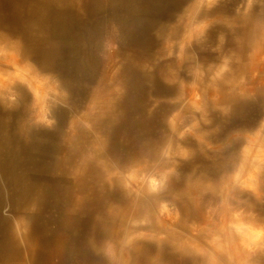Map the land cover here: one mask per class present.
Masks as SVG:
<instances>
[{"label":"bare ground","instance_id":"bare-ground-1","mask_svg":"<svg viewBox=\"0 0 264 264\" xmlns=\"http://www.w3.org/2000/svg\"><path fill=\"white\" fill-rule=\"evenodd\" d=\"M192 2L0 0V28L7 31L0 35V57L15 50L24 61L36 62L41 71L66 77L59 80L69 97L45 91L49 82L38 85L34 77L30 79L27 64H0V96L8 90L18 97L16 103L4 99V105L15 113L0 108V264H117L129 255L133 264H201L199 258L176 256L167 247L157 249L154 243L126 247L143 235L137 228L148 222L131 209L146 180L136 166L157 162L167 142L164 120L173 112L168 121L173 132L189 128L192 133L199 127L198 120L210 122V115L213 124L201 127L212 131L219 125L221 131L211 140L227 143L217 153L206 151L184 163L179 179L165 194L169 200L175 198L186 225H202L205 208L218 205L211 209L208 228L193 236L190 227L182 226L184 235L179 239L199 242L208 253L207 264H216L217 259L229 264V257L240 264H264V252L250 258L237 255L253 249L257 242V224L247 214L259 223L262 220L257 217H264V150L253 144L252 136L261 129L263 133L255 137L263 147L264 62L258 49L264 39V5L256 0L249 13L248 0H223L214 11L233 25L222 29L226 35L223 56L227 57L221 64L222 54L209 50L219 45L221 29L214 28L208 33L207 51L199 54L205 77L194 70V86L179 82L178 87L175 72L161 74L159 70L168 61L149 71L160 47L156 33L166 35L175 17ZM114 44L118 51L110 48ZM18 77L26 78L23 82L43 95L35 97V110L25 108L32 122L21 129L22 138L8 122L9 116L13 120L17 115L20 101L23 106L29 103L21 85L14 87ZM192 79L188 77L189 82ZM47 98L48 106L42 107L40 102ZM61 103L67 107L52 110L51 117L57 121L54 133L36 128L38 121L50 116L51 107ZM88 103V112L73 121V132L77 126L82 128L81 138L70 145L69 122ZM210 105L224 112L231 105V111L221 119L209 113ZM98 121L102 135L95 133L93 138L90 133L95 132ZM188 144L195 147V141ZM105 149L128 171L112 172L115 165L102 159L99 165L110 181L113 176L120 179L129 196L119 185L109 188L95 175L86 181L71 179L79 161L86 165ZM180 149L177 146L174 152L169 143L154 167H161ZM220 154H226L224 162ZM225 171L236 173V177L231 187L225 181L217 190L212 183H218ZM207 187L215 196L204 192ZM244 188L253 192L245 193ZM197 193L198 202L190 199ZM77 195L82 197L80 202ZM233 206L246 215L232 216L231 212H236ZM162 211L170 213L167 206ZM97 215L103 216V225Z\"/></svg>","mask_w":264,"mask_h":264},{"label":"clouds","instance_id":"clouds-1","mask_svg":"<svg viewBox=\"0 0 264 264\" xmlns=\"http://www.w3.org/2000/svg\"><path fill=\"white\" fill-rule=\"evenodd\" d=\"M223 0H193L192 3L188 4L186 7H183V11L179 13L175 17V21L170 24V31L166 35H162L161 32H157L156 35L160 40V47L157 49V60L155 62V66L151 65V71L154 72L159 67L162 61H168L167 64L160 68V72H175L177 76V86L179 87V82H185L188 85H191L195 77L193 75L194 70H199L205 77L206 72L204 70L203 64L200 63V53L207 51V37L208 33L212 29H221L219 35V45L216 48H213V52H220L222 54L221 64L224 62V58L227 56H223V48L226 43V35L223 32V28L227 25L228 27H232V24L225 19L221 18V14L217 11H214L218 5H220ZM256 2V0H248V12H251L252 5ZM261 5H264V0H259ZM193 23L203 25L202 31H194ZM115 45V50H119V46ZM199 50V51H198ZM5 52V51H3ZM8 55L0 57V64H4L5 62L8 64H30L36 72L42 74L38 67L31 62H26L23 60L22 55L15 51H6ZM258 54L260 55L261 62H264V39H262L261 47L258 49ZM147 65V64H146ZM215 67L210 66L211 68ZM2 70V69H0ZM233 70V69H232ZM188 77H192L191 82L188 81ZM165 83L169 84L166 80ZM17 84L23 83L17 82ZM173 85V84H169ZM32 95V105L34 104V94L31 89L25 85ZM67 93V92H66ZM68 97V93H67ZM69 99V97H68ZM67 99V102H68ZM17 102V99L15 103ZM91 103V102H90ZM90 103L86 104L84 108L80 111L79 115L73 116L68 125L69 132V144L76 143L81 138V130L80 126H77L75 131L73 132V121L75 118L83 116L88 112ZM67 107V103L56 104L51 107L50 117L52 115V110L56 107ZM216 113L221 119L228 117L231 111L224 112L222 110L217 109L214 105H211L209 109V113ZM174 112L167 116L164 123L166 124L167 131L164 133L166 136V145L163 150L167 147L169 143L173 146V151L177 146L185 149L189 155L182 156L179 154H174L169 160H166L165 163L161 167H154V165L161 160L163 150L160 152L158 160L154 164H149L148 162H144L136 167L141 169L140 175L146 177L144 181L143 188L140 192V197L136 201L135 204H131V209L133 213L139 214L140 219H147V223L140 225L137 229H142L141 231H137L138 233H143V235L138 236L131 244L127 245L128 248H134L139 245L141 242L154 243L157 249H163L165 247L169 248L173 255L187 258L189 260H195L199 258L201 264H207L208 261V253L204 250L203 246L199 245V242L190 243L188 240L181 241L179 237L183 236L184 233L181 231V227L186 225V222L183 221L181 216L180 208L175 202V198L169 200L166 198L165 194L169 191L170 187L179 179L180 177V169L184 163L194 160L199 154H204L206 151H211L213 153H217L220 151L211 140V137L215 133H219L221 128L217 125L212 131H205L201 125H212L213 121L209 115V121L205 122L203 119H199V127L195 129L192 133H187L181 135L183 129H180L179 132H173L172 128L169 126L168 121ZM49 117V118H50ZM107 119V117H105ZM53 124L51 126H46L49 129L52 128L53 125L57 123L55 119H51ZM100 122H96L94 124V133H90L93 138H95V133L102 135V132L99 128ZM264 124V122H261ZM202 137V139H201ZM195 141V147H192L188 144V141ZM110 161L112 165H115L114 168H111L110 171L115 172L119 170L121 173H127L128 169L123 168L117 162L113 161L111 156L108 154L107 149L99 155L96 159L90 160L86 165L83 164V161L78 162L77 170L72 174L71 179L73 181L78 180H89L92 175H95L98 178H101L109 188L116 187L119 185L122 187L120 183V179L118 177L113 176L111 181L108 179V172H106L98 163V160ZM163 173H167L164 175ZM233 172L225 171L218 183H212L219 190L220 186L223 182L227 181V179L232 175ZM155 180L158 184V187L155 190H152L151 181ZM123 188V187H122ZM124 189V188H123ZM128 194V191L124 189ZM211 194V193H209ZM215 196L214 194H211ZM129 196V194H128ZM77 202H80L82 197L80 195L76 196ZM195 201L200 200V194L197 193L196 196L190 197ZM167 206L170 209V213H166L162 211V208ZM216 205L215 207H217ZM208 206L205 208L203 212V221L202 225H186L192 229L193 236H197L200 232L204 231V229L208 228L209 223H211L210 217L212 216L211 209L215 208ZM234 207V206H233ZM236 211H241L245 214L243 209H238L234 207ZM197 209H199V203H197ZM108 215L111 216V210H109ZM248 216L254 219V222L258 227L264 229V223L256 222L255 217L252 216L251 213L247 214ZM96 219L101 221L102 225L104 223L103 216L97 215ZM200 228L197 231V228ZM111 243V242H109ZM206 243H208L206 241ZM114 247L115 244L111 243ZM257 252H264V239L257 241L253 249H246L242 253H237V255H243L247 257H251V255ZM110 260L115 261L116 257H110ZM117 264H133L132 257L129 255L127 260L117 261ZM216 264H223L222 261L217 259ZM229 264H240V261L235 260L233 257H229Z\"/></svg>","mask_w":264,"mask_h":264},{"label":"rangeland","instance_id":"rangeland-1","mask_svg":"<svg viewBox=\"0 0 264 264\" xmlns=\"http://www.w3.org/2000/svg\"><path fill=\"white\" fill-rule=\"evenodd\" d=\"M0 35H2V34H7V31L6 30H4V29H2V28H0ZM117 45V44H116ZM109 46V45H108ZM114 48L115 47V45H111L110 46V48ZM213 48H215V47H213ZM209 50H212V48H209ZM28 62H31V64H34L35 66H37L38 67V69H39V71L42 73V74H44L45 76H42L40 73H38V72H36V70L30 65V64H27L26 66H25V68H26V70H29L30 71V79H33V77H34V79L37 81V84L38 85H40V84H43V82H44V84H46V82H49V84L47 85V87L45 86V88H44V90L45 91H47V92H57V93H60V94H63V95H67V93H68V90L65 88V87H63L62 85H61V83H60V80H59V77L61 78V76H57V74L55 73V72H50V73H47V72H43V71H41V68L38 66V64L36 63V62H34V61H28ZM26 77V76H25ZM64 79H66V77H63ZM63 78H61V80L63 79ZM57 80V82H56V80ZM22 80V81H21ZM24 80H26V78H24V79H20L19 77H18V79H17V81L18 82H20V83H23V84H25V85H27L28 84V82H23ZM21 85V87L23 88V90L26 92V95H27V97H28V100H29V103H28V105L26 106V105H24L23 106V103H21V101H20V103H18V106H17V108L15 109L16 111H17V115L13 118V120H12V117H8V122H9V126L11 127V130H13L14 131V133L15 134H17L18 135V137H20V138H22L23 137V135H24V133H23V131H24V127L25 126H27L28 124H29V126L31 125L30 124V122H32V118H31V116H30V114L29 113H26V109L28 108V110H29V108H30V106H31V104H32V100H33V98H32V95H31V93H30V91L28 90V88L25 86V85H22V84H20ZM27 86H29V84L27 85ZM191 86H194V84L192 83L191 84ZM42 87V86H41ZM57 87V88H56ZM59 87V88H58ZM61 87V88H60ZM30 89H32L33 91V94H34V97H37V98H42V93H37L32 87H29ZM61 89V90H60ZM8 91V90H7ZM4 92V94H2V96H0V108L1 109H4L5 111H7V112H13V113H15V111L12 109V107H10V106H8V105H4V99H6V100H8V103H10V102H15L16 101V99L18 100V97H17V94L16 93H12V92ZM67 92V93H66ZM41 94V95H40ZM14 95V96H13ZM37 98H35V100L34 101H37ZM3 99V100H2ZM201 98L200 97H198L197 98V101H199ZM46 101H41L40 102V105L43 107V106H48L47 104L49 103V99L47 98V99H45ZM211 100V99H210ZM212 101V100H211ZM47 103V104H46ZM209 103H212V102H208V105H209ZM211 106V105H210ZM34 105H32V109L33 110H35L36 109V106L34 107ZM194 107L196 108V106L194 105ZM26 108V109H25ZM48 108H46V110H47ZM40 111V110H39ZM80 111H81V109H79V110H77L76 111V113H80ZM48 114H49V112H48ZM50 116H46V118H44L42 121H38V123H37V127L36 128H38V129H43L44 131H46V132H49V133H54V131L52 130L53 129V127L55 126V125H53L52 126V128L51 129H49L48 127H46V126H51L52 124H53V121L51 120V119H53L52 117H50ZM12 120V121H11ZM21 126V127H20ZM21 129H23V131L21 132ZM38 129H36V130H38ZM250 130V129H249ZM248 130V131H249ZM252 130H256L255 128L254 129H251V132H252ZM256 133L255 134H257V135H259V134H261V132L263 133V131H261V129H259V130H257V131H255ZM183 134H187V133H191V131H190V129L189 128H185L184 129V131L182 132ZM255 134H253L252 136L254 137V145H256L257 147H258V149H260V150H264V145L262 144V146L263 147H261L260 145H258V144H261L259 141H258V138L256 139V135ZM227 143H226V141L225 142H220V143H214V145H216L218 148H222L223 146H225ZM182 148V147H181ZM226 149V148H225ZM180 150H182L181 152H177V154H179V155H182V156H186L185 155V153H183V151H185L186 152V150L185 149H180ZM227 150V149H226ZM179 151V150H178ZM210 152V151H209ZM171 153V152H170ZM208 153V152H207ZM208 155H210V157H211V154H209L208 153ZM172 157V156H171ZM209 157V156H208ZM209 161H212V159L211 158H207ZM220 159H221V161H223L224 162V160L225 159H227V157H226V154L225 155H221L220 154ZM165 175V174H164ZM167 175V174H166ZM212 176V177H211ZM210 177L211 178H215V177H213V174H211L210 173ZM236 177V173H232V175L227 179V183H228V185L231 187V185H232V182L231 181H233V178H235ZM209 177H207V179H208ZM208 180H210V179H208ZM154 182V183H153ZM152 183L154 184V185H152L151 184V187H152V189H156L157 187H158V184H157V182L155 181V180H152ZM243 191L245 192V193H252L253 191L251 190V189H243ZM204 192L205 193H207V194H209V193H211V189H209V187H207V188H205L204 189ZM262 201H263V197H262ZM169 211H170V209H169ZM7 212H8V210H7ZM215 213H217V215H218V211H217V209H216V212ZM237 213H239V215H240V217L241 216H244V215H246V214H243L241 211H239V212H231V215L232 216H234L233 214H235V215H237ZM8 214H9V212H8ZM10 215V214H9ZM257 219L258 220H262L260 223H264V217H257ZM244 221H245V223H246V219H244ZM247 221H248V219H247ZM198 225V224H197ZM200 225V224H199ZM257 234H258V236L256 237V239H255V241H260L261 239H264V237H262L261 238V233H264V229H262V228H260V227H258L257 226V228H256V231H255Z\"/></svg>","mask_w":264,"mask_h":264},{"label":"snow or ice","instance_id":"snow-or-ice-1","mask_svg":"<svg viewBox=\"0 0 264 264\" xmlns=\"http://www.w3.org/2000/svg\"><path fill=\"white\" fill-rule=\"evenodd\" d=\"M203 25L195 24L193 23V30L194 31H202L203 30ZM262 237H264V233L260 234Z\"/></svg>","mask_w":264,"mask_h":264}]
</instances>
